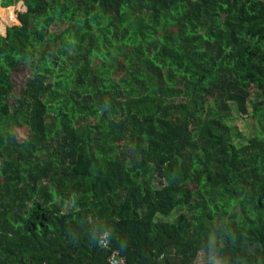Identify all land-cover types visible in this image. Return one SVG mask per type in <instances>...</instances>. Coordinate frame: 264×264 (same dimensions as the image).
Returning <instances> with one entry per match:
<instances>
[{
  "label": "trees",
  "instance_id": "1",
  "mask_svg": "<svg viewBox=\"0 0 264 264\" xmlns=\"http://www.w3.org/2000/svg\"><path fill=\"white\" fill-rule=\"evenodd\" d=\"M115 251L264 264V0H0V264Z\"/></svg>",
  "mask_w": 264,
  "mask_h": 264
},
{
  "label": "rangeland",
  "instance_id": "2",
  "mask_svg": "<svg viewBox=\"0 0 264 264\" xmlns=\"http://www.w3.org/2000/svg\"><path fill=\"white\" fill-rule=\"evenodd\" d=\"M20 80V79H19ZM258 97V93L253 92L250 100H255ZM251 111V106H250ZM229 123L237 128V130L242 134L243 137H249L256 134L258 129V124L256 119H252L246 114L241 115L236 110L232 111V116L229 117ZM14 133L17 139L22 140L27 134V128L25 127H15ZM208 263L206 257L201 253L196 259V264Z\"/></svg>",
  "mask_w": 264,
  "mask_h": 264
},
{
  "label": "built area",
  "instance_id": "3",
  "mask_svg": "<svg viewBox=\"0 0 264 264\" xmlns=\"http://www.w3.org/2000/svg\"><path fill=\"white\" fill-rule=\"evenodd\" d=\"M106 238L107 236L106 235H103L100 240H99V244L101 246H105L106 245ZM108 261L111 263V264H124L125 263V259L123 256H120L118 252H112L108 258Z\"/></svg>",
  "mask_w": 264,
  "mask_h": 264
}]
</instances>
